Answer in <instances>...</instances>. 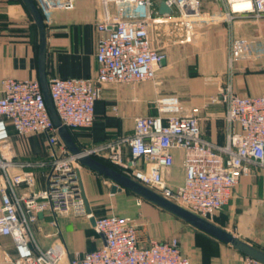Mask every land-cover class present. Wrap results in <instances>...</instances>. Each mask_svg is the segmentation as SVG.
Returning <instances> with one entry per match:
<instances>
[{
    "label": "built area",
    "instance_id": "1",
    "mask_svg": "<svg viewBox=\"0 0 264 264\" xmlns=\"http://www.w3.org/2000/svg\"><path fill=\"white\" fill-rule=\"evenodd\" d=\"M35 1L45 16L76 7L75 0ZM215 1L223 5V12H204L203 0H101L103 14L97 29L103 35L97 44V76L48 81L62 125L68 130L91 128L103 85L155 81L166 60L164 49L193 41L198 26L264 19V0H248L252 7L238 12L232 8L237 0ZM162 3L170 12H160ZM257 42L261 40L234 36L229 65L249 56ZM259 69L264 72V64ZM212 102L225 105L224 144L204 137L200 109L185 113L178 96L162 95L154 101L157 115L137 117L131 134L83 154L105 156L128 177L209 220L229 203L242 177L264 170V94L242 95L227 86ZM10 128L18 136L45 135L49 160H16ZM177 150L183 152L185 178L173 187L165 171L174 165ZM79 157L63 144L40 82L4 79L0 88V236L13 241V264H192L178 238L143 243L136 223L116 213L95 216L94 229L106 240L95 250L71 256L60 232L43 248L34 233L42 217H49V225L58 228L62 217L89 221L94 214L87 211ZM38 170L44 171L47 184L35 191ZM22 187L25 192L20 191ZM243 264L264 263L245 256Z\"/></svg>",
    "mask_w": 264,
    "mask_h": 264
},
{
    "label": "crops",
    "instance_id": "2",
    "mask_svg": "<svg viewBox=\"0 0 264 264\" xmlns=\"http://www.w3.org/2000/svg\"><path fill=\"white\" fill-rule=\"evenodd\" d=\"M75 2L76 7L72 11H56L49 16L41 12L47 37L45 53L47 81L51 78H95L98 74L97 44L103 35L97 29L103 14L101 0ZM222 25V31L227 35L221 46L211 44L207 48L197 46L195 49L200 75L188 81L185 92L173 88L169 82V78L175 76L174 69L177 66L170 47L164 49L166 61L157 71L158 86L157 82L143 86H139L140 83L103 85L100 99L96 103L94 125L91 128L69 129L78 147L90 150L116 135L119 137L131 134L135 119L139 116L157 115L154 101L162 95L169 94H175L180 98L185 113L189 114L195 108L200 109V125L204 137L215 143L224 144L225 105L212 102V98L222 89L221 82L217 78L213 81L206 78L215 75L218 68L228 70L230 43L234 36L231 35L232 30L228 24ZM255 39L261 40V43L257 42L255 47L251 48L249 56L235 61V68L252 69L254 66L259 68L264 64V38L250 37L247 40ZM39 43L38 27L23 0H0V88L4 79L39 81ZM236 81V90L238 93L242 91L240 93L242 95L264 94L263 75H241ZM10 133L16 160H49L50 151L45 135L29 134L25 138H20L12 128ZM174 155L175 163L165 171V178L171 186L177 187L184 182L185 169L182 163L183 152L177 150ZM92 156L108 164L105 156L97 154ZM112 167L118 169L116 166ZM1 174L0 170V176ZM80 174L85 195L94 215L104 201L117 202L127 198L124 195L126 190L111 193L113 183L95 171L82 166ZM46 184L44 171L38 170L34 190H43ZM20 191L25 192L26 189L22 187ZM135 196L137 198L131 200L132 209L116 214L136 223L143 243H148L149 239L167 241L178 238L183 254L189 257L192 264H243L245 255L231 244L224 243L159 206ZM224 209L220 219L221 227L264 251V170L257 169L252 174L242 177ZM49 221V217H42L41 221L34 225L36 239L43 248H48L53 243L58 232L71 256L83 255L104 244L98 233L100 238L98 246L89 247L87 236L76 219L60 218L58 228L50 226ZM44 225L55 229L53 237L47 236L51 233L46 234L42 230ZM15 256L12 239L0 236V264H13Z\"/></svg>",
    "mask_w": 264,
    "mask_h": 264
},
{
    "label": "rangeland",
    "instance_id": "3",
    "mask_svg": "<svg viewBox=\"0 0 264 264\" xmlns=\"http://www.w3.org/2000/svg\"><path fill=\"white\" fill-rule=\"evenodd\" d=\"M202 10L204 12H223V5L220 2H217L215 0H203V8ZM227 24L226 22L212 24V25H201L197 27L196 35L193 39V41L186 43V44H179L175 46H170V50L172 51V57L174 58L177 66H175L174 72L175 76L172 78H169V82L171 86L175 89H179L183 92L187 90L188 87V81L196 77L199 74L198 69V58L195 56V49L197 46H204V48H207L212 45L221 46L225 41L226 32H223V25ZM229 27L232 30L231 35L235 36L236 38H243V39H249L250 37H262L264 38V19L262 20H254V21H240V19L234 20L232 23H228ZM194 44V45H193ZM191 45V46H190ZM200 48V47H199ZM165 53V52H164ZM219 60V59H218ZM166 61V60H165ZM162 66V65H161ZM217 72L215 75H212L210 77H206L209 79V81H213L217 78L218 81L221 82V88L230 86L234 92H237L236 90V83H237V77L241 75H249L253 74L255 75H263L264 72L261 71L259 68L255 67H243V68H235V64L233 63V66H230L228 63V70L227 69H217L215 70ZM216 81V80H215ZM150 82L155 84L157 82L158 86V80L156 77L155 81H149V82H141L138 84L139 86L148 85ZM242 91H240L241 93ZM244 92V91H243ZM238 93V92H237ZM239 93V94H240ZM169 95H175V94H169ZM186 95V94H185ZM177 96V95H176ZM20 138H25L27 136H18ZM116 136L112 137L113 139L116 138ZM111 138V139H112ZM88 150V148L82 149V151ZM107 159V158H106ZM107 163L111 166H115L111 163L110 160L107 159ZM108 184V183H107ZM108 188V185L106 186ZM108 191V189L106 190ZM125 198L122 201H113V200H106L102 204H100L99 210L97 213H95L96 217H102L106 216L109 213L115 212V213H123V211L132 209L131 200L137 197L132 194L129 191L124 192ZM225 209H222L220 212H217L211 219H209L210 222L213 224L221 227V216L223 215ZM78 220L79 227H82L83 233L87 236V243L90 244L89 247L94 248L97 247V243L99 244L100 238L98 236V233L93 229L90 223H87L82 218H73ZM222 228V227H221ZM54 228L50 226L44 225L42 228L43 231L46 232V234L51 233L47 236L53 237L55 233L53 230ZM53 233H52V232ZM35 233V230H34ZM36 236V233H35ZM75 256V254H73Z\"/></svg>",
    "mask_w": 264,
    "mask_h": 264
},
{
    "label": "water",
    "instance_id": "4",
    "mask_svg": "<svg viewBox=\"0 0 264 264\" xmlns=\"http://www.w3.org/2000/svg\"><path fill=\"white\" fill-rule=\"evenodd\" d=\"M27 6L31 16L34 18V21L38 27L40 35L39 43V82L45 97L46 105L48 112L55 126L58 128L59 136L67 148V150L73 155H80L79 162L82 166L87 167L96 173L102 175L103 177L110 180L113 185L111 188V193L122 192L124 190L130 191L138 197L151 202L160 208L170 212L171 214L183 219L197 229L208 233L209 235L215 237L216 239L231 244L245 256L255 258L262 263H264V251L259 248L241 240L239 237L235 236L233 233L213 224L209 220L202 218L191 211L177 205L176 203L166 199L165 197L159 195L150 188L138 183L132 178L128 177L118 169L96 159L95 157L89 154H83V151L73 140L69 130L64 127L56 113L54 104L52 102L48 81L45 72V53H46V27L41 11L39 10L35 0H23ZM160 12H170V9L165 6L164 3L160 5ZM165 63V60L162 61V64ZM85 203L88 213H93L89 201L85 195ZM42 217V214H40ZM91 226L95 227V215L90 218ZM103 243H106L105 237L102 233H99Z\"/></svg>",
    "mask_w": 264,
    "mask_h": 264
},
{
    "label": "bare ground",
    "instance_id": "5",
    "mask_svg": "<svg viewBox=\"0 0 264 264\" xmlns=\"http://www.w3.org/2000/svg\"><path fill=\"white\" fill-rule=\"evenodd\" d=\"M252 7V3L250 1H236L232 3V8L235 12L249 10Z\"/></svg>",
    "mask_w": 264,
    "mask_h": 264
},
{
    "label": "trees",
    "instance_id": "6",
    "mask_svg": "<svg viewBox=\"0 0 264 264\" xmlns=\"http://www.w3.org/2000/svg\"><path fill=\"white\" fill-rule=\"evenodd\" d=\"M36 2V1H35Z\"/></svg>",
    "mask_w": 264,
    "mask_h": 264
}]
</instances>
